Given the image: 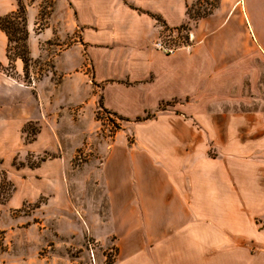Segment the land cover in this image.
Wrapping results in <instances>:
<instances>
[{"label":"crops","instance_id":"1","mask_svg":"<svg viewBox=\"0 0 264 264\" xmlns=\"http://www.w3.org/2000/svg\"><path fill=\"white\" fill-rule=\"evenodd\" d=\"M20 1L30 58L59 41L67 23L80 28L79 43L59 50L51 70L68 66L73 49L80 69L87 61L80 120L97 122L102 106L132 122L130 140L121 129L92 148L113 264H264V26L250 5L216 0L190 20L188 9L209 0H50L48 22L35 31L42 0ZM16 8L17 0H0V16ZM182 29L188 43L169 54L156 48ZM7 45L0 29V165L35 179L45 158L16 164L15 156L53 150L47 125L74 101L73 82L68 73L54 82L56 102L46 108L35 88L6 73ZM14 63L19 71L21 60ZM148 112L155 116L134 121ZM32 123L41 125L34 133Z\"/></svg>","mask_w":264,"mask_h":264},{"label":"rangeland","instance_id":"2","mask_svg":"<svg viewBox=\"0 0 264 264\" xmlns=\"http://www.w3.org/2000/svg\"><path fill=\"white\" fill-rule=\"evenodd\" d=\"M245 1L250 5L255 23L264 26V0ZM211 3L216 4V1H202L194 10L190 9L192 18L189 19L207 15L211 11ZM51 9L50 0L39 3L35 31L46 25ZM67 26L61 31L63 37L59 41L55 36L38 46V56L30 58L26 73L23 63L19 71H16L14 61H9L5 68L6 73L22 84L35 88L46 108L55 105L54 90H58V85L54 82L61 81L64 73H68L69 80L73 82L69 94L75 98L71 105L61 104L65 111L59 110L54 119H49L47 129L54 137L53 150L18 152L15 156L16 164L45 158L44 163H39L41 171L35 179L27 178L23 171H16L14 167L5 169L0 165V200L3 203L0 207V264H113L115 261L117 250L109 210L107 206L100 205L103 201L98 197L101 193L97 187L99 182L94 187L98 181L99 162L94 158L98 155L93 153L92 148L99 139L105 146L111 141V136L121 129L130 140L133 132L128 126L132 122L121 120L102 108L96 110L97 122L80 120V71L90 70L87 61L80 69V54L73 49L68 66H62L61 71L57 69L59 72L53 75L50 70L51 64L56 67L55 55L59 50L80 41V28L71 29L68 23ZM162 41L177 47L188 43L189 37L182 29L174 35L163 36ZM11 55L14 59V50ZM61 94L58 93V99L62 98ZM40 126L32 123L27 129L34 132ZM49 138L48 135L45 137ZM50 155L58 158L50 161ZM22 187L26 190L25 195L14 200L16 190ZM94 193L97 197L93 196Z\"/></svg>","mask_w":264,"mask_h":264},{"label":"trees","instance_id":"3","mask_svg":"<svg viewBox=\"0 0 264 264\" xmlns=\"http://www.w3.org/2000/svg\"><path fill=\"white\" fill-rule=\"evenodd\" d=\"M211 5L212 7H215V4L212 3ZM189 10L190 9H188V16L189 18H192V16L189 14ZM195 12L197 13V11ZM0 29L4 31L8 39L7 56H8L10 63L13 62L14 59L19 58L23 63V69L25 72L28 66L27 64L31 60H30L29 50H28V45H27L28 32L26 28L25 7L20 0H17V8L14 11H11L8 14L0 16ZM12 43H14V45H12ZM12 50H14V57H13L14 59H12L11 57ZM50 70H53V64H51ZM100 108H102V106H100ZM113 115L116 116V114H113ZM154 116H155V113L148 112L142 117L135 118L134 121H143L146 119H150ZM118 118L124 121L127 120L126 118H123L121 116H118ZM25 129L26 128H24V131H27ZM261 228L264 230V224L261 225Z\"/></svg>","mask_w":264,"mask_h":264},{"label":"built area","instance_id":"4","mask_svg":"<svg viewBox=\"0 0 264 264\" xmlns=\"http://www.w3.org/2000/svg\"><path fill=\"white\" fill-rule=\"evenodd\" d=\"M155 46L158 50H160L163 53H167V54L172 53L175 50V47L168 45L167 41H165V42L164 41H157L155 43Z\"/></svg>","mask_w":264,"mask_h":264}]
</instances>
